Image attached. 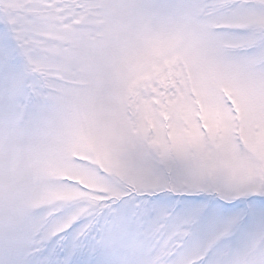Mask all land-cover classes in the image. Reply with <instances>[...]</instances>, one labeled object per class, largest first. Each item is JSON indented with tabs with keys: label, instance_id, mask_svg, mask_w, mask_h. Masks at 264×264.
I'll list each match as a JSON object with an SVG mask.
<instances>
[{
	"label": "snow or ice",
	"instance_id": "1",
	"mask_svg": "<svg viewBox=\"0 0 264 264\" xmlns=\"http://www.w3.org/2000/svg\"><path fill=\"white\" fill-rule=\"evenodd\" d=\"M0 264H264V0H0Z\"/></svg>",
	"mask_w": 264,
	"mask_h": 264
}]
</instances>
